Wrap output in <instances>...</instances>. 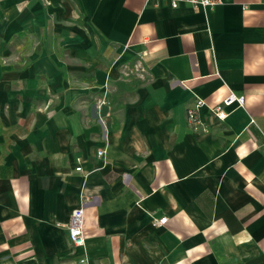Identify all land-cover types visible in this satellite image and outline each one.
I'll use <instances>...</instances> for the list:
<instances>
[{
	"label": "crops",
	"instance_id": "obj_1",
	"mask_svg": "<svg viewBox=\"0 0 264 264\" xmlns=\"http://www.w3.org/2000/svg\"><path fill=\"white\" fill-rule=\"evenodd\" d=\"M0 264H264V0H0Z\"/></svg>",
	"mask_w": 264,
	"mask_h": 264
},
{
	"label": "built area",
	"instance_id": "obj_2",
	"mask_svg": "<svg viewBox=\"0 0 264 264\" xmlns=\"http://www.w3.org/2000/svg\"><path fill=\"white\" fill-rule=\"evenodd\" d=\"M171 9H176L180 4H184L193 9H201L203 12L212 11L214 8L226 4L230 0H164ZM124 66L123 76L128 77V75H133L136 79H143L144 68L140 64L139 60H134L131 63H126ZM107 104L106 92L104 91L101 97L96 101V108L99 110L100 107ZM203 103L200 100H195L193 106L186 110L185 121L188 128L193 133L203 132L204 129L201 127V123L197 118V109H199ZM243 105V97L237 96L232 92H228L227 95L221 100L219 104L211 108L210 114L218 121H222L226 117L224 111L225 108L235 106L236 108H241ZM97 125L100 128L102 139L106 136V127L102 117H97ZM250 123L252 121L250 120ZM105 151L99 150L96 152L95 156L97 159H103ZM80 162L76 160L75 172H80ZM83 205L73 208L68 216V222L66 225L67 238L69 243L73 248H81L84 244L83 238ZM166 218L161 217L157 220H152V226L155 228L161 227L165 224Z\"/></svg>",
	"mask_w": 264,
	"mask_h": 264
},
{
	"label": "rangeland",
	"instance_id": "obj_3",
	"mask_svg": "<svg viewBox=\"0 0 264 264\" xmlns=\"http://www.w3.org/2000/svg\"><path fill=\"white\" fill-rule=\"evenodd\" d=\"M128 64H126V62H122L120 64L117 65V74H118V78L121 80H136V77H134L133 75H128V77H124L122 74L124 72V66H127ZM107 94V91L104 90Z\"/></svg>",
	"mask_w": 264,
	"mask_h": 264
}]
</instances>
